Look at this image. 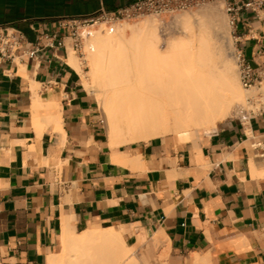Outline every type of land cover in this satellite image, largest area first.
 Segmentation results:
<instances>
[{
    "label": "crops",
    "instance_id": "crops-1",
    "mask_svg": "<svg viewBox=\"0 0 264 264\" xmlns=\"http://www.w3.org/2000/svg\"><path fill=\"white\" fill-rule=\"evenodd\" d=\"M132 1L0 0V35L16 28L31 47L62 18ZM238 34L264 81V21L247 12ZM66 43L34 59L0 56V264H50L72 234L121 225L164 231L175 262L197 253L213 264H264V113L182 142L112 147ZM39 98L48 105L36 114ZM124 154L135 160H116Z\"/></svg>",
    "mask_w": 264,
    "mask_h": 264
},
{
    "label": "bare ground",
    "instance_id": "bare-ground-1",
    "mask_svg": "<svg viewBox=\"0 0 264 264\" xmlns=\"http://www.w3.org/2000/svg\"><path fill=\"white\" fill-rule=\"evenodd\" d=\"M216 13V7L204 10L205 15L213 17L209 22L219 31L221 24ZM178 19L188 30L190 17L180 14ZM158 30L155 21H146L138 29L126 25L119 26L114 33L94 34L90 39V79L84 74L80 59L71 50L69 61L84 76V85L102 97L112 147L139 140L149 141L168 133L181 141L186 133L201 129L211 132L220 120L228 118L234 107L237 109L246 101L250 92L242 86L234 62L224 51L223 44L215 46L202 41L196 46L192 42H196L195 36V40L189 39L192 43L180 38V41L170 43V50L165 54L160 49ZM136 33L146 34L145 53L141 57L124 50L125 44ZM225 36L228 45L232 46V37ZM46 105L40 98L36 100V114ZM58 117L62 116L53 117V120L58 121ZM124 156L116 160H135V156ZM136 160L139 162L137 156ZM134 227L95 226L72 234L66 238L62 251L50 258V264H141L126 240V231L132 232ZM163 232L155 235L152 246H157L164 238L167 240L168 236ZM142 236L137 230L138 242ZM151 252L150 249L147 260ZM191 264L213 263L210 255L196 253Z\"/></svg>",
    "mask_w": 264,
    "mask_h": 264
},
{
    "label": "built area",
    "instance_id": "built-area-1",
    "mask_svg": "<svg viewBox=\"0 0 264 264\" xmlns=\"http://www.w3.org/2000/svg\"><path fill=\"white\" fill-rule=\"evenodd\" d=\"M209 2H222L234 38H239L238 26L247 12H253L264 21V0H135L114 10L101 8L91 14L62 18L53 30L40 32L38 39L28 47L27 36L16 28H7L0 35V56L14 59L21 56L34 59L46 48L67 50L66 39L71 49L84 58L85 47L97 32L114 33L121 22L131 21L144 15L162 16L167 13L185 11ZM233 56L239 67L242 86L250 91L243 104L237 106L235 117L243 121L264 113V81L259 69L236 45ZM104 121V120H103ZM259 142L255 145H261Z\"/></svg>",
    "mask_w": 264,
    "mask_h": 264
},
{
    "label": "rangeland",
    "instance_id": "rangeland-1",
    "mask_svg": "<svg viewBox=\"0 0 264 264\" xmlns=\"http://www.w3.org/2000/svg\"><path fill=\"white\" fill-rule=\"evenodd\" d=\"M210 6L217 8V13L215 14V16L221 24V28H219V31L216 30V28L218 29V27H216L214 24H211L209 22V21H211L210 20L211 17L209 18L208 15L204 14V10ZM180 14H183L184 16L187 15L190 17V19H191L190 23L192 25L190 24V27L188 28V30L179 21L178 15H180ZM216 18H214V19H216ZM211 19L213 20V17ZM146 21H155V23L158 25V29H159L158 32H159L160 37H161V39H160L161 42L159 43V45H160L161 51H163L165 54H167L169 52L170 46H171L170 43H172V41H180V38H181V39H185L186 42H188L189 39H192V38L194 39V36H195L196 42L192 41V40L191 41L196 46L200 45L202 41H204V42L209 41L208 43L215 45V46L219 45V44H223L224 45V51L226 53L230 54L229 56H230V58H232V60L234 62V67L236 68L237 73L239 75V67H238L237 61L235 60V58L233 56V51L236 47V44H235L234 37L231 33V28H230L229 23H228V16L225 12L224 5L222 2H209V3H206V4L199 6V7H196V8H192V9L185 10V11H177L174 13H167V14H163L162 16L151 15V14L150 15H144L142 17H139V18L131 20V21L121 22L118 25L116 31L119 29V26L124 27L126 25H131L132 27L138 29L139 27L144 25ZM227 31H228V33H227ZM102 33H105V32H102ZM227 34H229L230 37H232V41H233L232 46H229L227 43V39L225 36ZM133 37L134 38H131L125 44L124 50H126L127 52L134 53L137 56L141 57L145 53L146 34L136 33V34H134ZM204 39H206V40H204ZM182 41H184V40H182ZM192 42L189 41V43H192ZM90 44H91V41L89 40L88 44H86V47H85L86 54L84 55V58L78 57L82 63L83 68H84L83 69L84 74L87 75L88 79H90V76H88V74L91 70V65H90L91 59L89 57L90 47H91ZM215 46H214V48H215ZM76 55L78 56V54H76ZM83 78H84V76H83ZM89 90L91 91V89H89ZM91 92H93L95 94V96L97 97V99L99 101L103 120H104L105 129L107 132L108 126H107L105 113L103 110L102 97L97 91L92 90ZM245 93L247 95L246 91H245ZM235 111H236V109L234 107V110L228 116L229 117L228 119L235 117ZM221 123L222 122H219L218 127L220 126ZM217 128H215L214 130H216ZM214 130H212L211 132H208L205 129H201L198 132L195 131V132H191V133H186L183 140L189 139L192 137L201 136L203 134H210ZM107 134H108V132H107ZM162 137H170V138H173L175 141H177L174 138V135L171 133L162 135ZM177 142H179V141H177ZM180 142H182V141H180ZM137 227H139V228H137ZM137 230H139V232H141L143 235L142 238L139 240V242L135 237L137 234ZM157 233L158 232H155V231H149V230L143 228L141 225H135L134 231H132V232L126 231V240H127L128 244L132 246V249L135 251V256L139 259L140 263L141 264H188V259H184L183 262H175L174 261V258L172 257L171 250L169 251L170 247L168 245L167 240H165V238L164 239L162 238L163 240L160 241V243H158L157 246L156 245L152 246V241L154 240L153 238L155 237V235ZM62 248H63V244L59 250L60 252L62 251ZM150 249L152 250L151 256L147 260L146 258L148 256Z\"/></svg>",
    "mask_w": 264,
    "mask_h": 264
}]
</instances>
